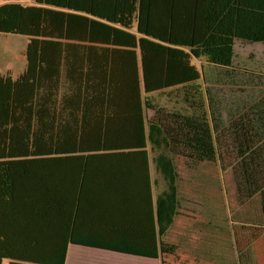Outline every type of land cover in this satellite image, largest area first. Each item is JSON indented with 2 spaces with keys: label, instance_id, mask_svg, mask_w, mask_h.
I'll use <instances>...</instances> for the list:
<instances>
[{
  "label": "trees",
  "instance_id": "obj_1",
  "mask_svg": "<svg viewBox=\"0 0 264 264\" xmlns=\"http://www.w3.org/2000/svg\"><path fill=\"white\" fill-rule=\"evenodd\" d=\"M0 33L28 37L23 72L0 73V229L20 249L0 264H64L84 218L115 234L94 246L167 264L178 158L229 167L264 227V98L224 120L196 62L232 77L235 41L264 44V0H1Z\"/></svg>",
  "mask_w": 264,
  "mask_h": 264
},
{
  "label": "rangeland",
  "instance_id": "obj_2",
  "mask_svg": "<svg viewBox=\"0 0 264 264\" xmlns=\"http://www.w3.org/2000/svg\"><path fill=\"white\" fill-rule=\"evenodd\" d=\"M1 2V0H0ZM28 37L16 33H0V73L17 78L25 69L26 57L25 49ZM234 58V71L232 77H221V73L209 67L206 62L202 63L206 74L203 86H209L214 94V104L219 114L227 120L230 112H241L244 108L261 98H264V44L260 42H243L236 40ZM218 75V76H217ZM218 77H221L218 81ZM223 78V79H222ZM156 102L170 110L173 107L174 99L164 93H152ZM146 117L152 116L151 109L145 110ZM190 163V162H189ZM177 169L179 171L178 185L179 195L182 200L189 197L190 204H184L181 210L184 215L177 223L169 229L165 240H170V235L177 229L190 228L198 230L206 228L208 214H211V222H217L215 217L220 214L225 218L219 222L228 232L243 231L251 232L253 236L241 237L237 245L250 243L257 239L255 249L258 251L260 263L264 261V253L260 250L264 248V227L260 221L258 199L253 198L246 202H240L236 196L235 183L231 169L226 167L221 169L219 162H194L189 166L184 164L182 158L177 159ZM163 184V181L161 180ZM220 186V187H219ZM206 196L207 199H204ZM186 208L188 210H186ZM192 210V211H190ZM189 216V219L186 218ZM208 227V226H207ZM248 232V233H249ZM247 233V234H248ZM250 233V234H251ZM231 239L228 237V240ZM118 264L130 263L143 264L141 259H126L118 257ZM170 263V255H164ZM238 260L237 254H235ZM228 260L232 255L227 253ZM236 260V261H237ZM264 264V263H263Z\"/></svg>",
  "mask_w": 264,
  "mask_h": 264
},
{
  "label": "crops",
  "instance_id": "obj_3",
  "mask_svg": "<svg viewBox=\"0 0 264 264\" xmlns=\"http://www.w3.org/2000/svg\"><path fill=\"white\" fill-rule=\"evenodd\" d=\"M149 169L151 177L153 205L155 203L156 194L162 190L161 176L154 170V164L151 160V153L149 154ZM157 180V184L154 181ZM220 187V186H219ZM204 199H207L204 196ZM130 203V201H126ZM138 205H145V201H138ZM192 200L187 197L185 200L180 198V206L178 213L174 219V224L177 223L179 218L184 214L181 213L184 204H190ZM130 205V204H129ZM139 208V207H138ZM145 208V207H144ZM189 209V208H188ZM186 208V210H188ZM192 211V210H190ZM211 214H208L206 221V228L192 230L190 228L177 229L176 232L170 235V242L177 246L175 253L170 254L171 260L168 264H261L258 258V251L255 249L257 241L253 239L250 243L239 244L241 237L253 236L249 231L244 233L241 231L228 232L226 228L220 225V221L225 219L223 215L218 214L215 219L218 221L211 222ZM189 219V216H186ZM211 219V220H210ZM83 224L77 226L75 236L81 240L79 243L69 242L66 249V258L64 264H118V257L128 259H141L143 264H162V258H150L138 255H132L126 252L115 251L94 246L98 242L108 241L113 242L115 237L114 232L107 229L100 228L92 218L82 219ZM208 226V227H207ZM0 251L3 252H18L17 235H13L10 230L9 235L5 230L0 229ZM169 233V232H168ZM251 233V234H250ZM168 236V235H167ZM228 237L231 238L228 240ZM93 244V245H88ZM264 253V248L260 250ZM232 255L231 260H228L227 253ZM237 254L238 260L235 257ZM166 261L167 257H163ZM5 264H8L9 259H3ZM237 260V261H236ZM134 264L133 260H128ZM168 262V261H167ZM264 261L262 262V264Z\"/></svg>",
  "mask_w": 264,
  "mask_h": 264
}]
</instances>
